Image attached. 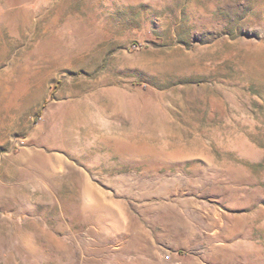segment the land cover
I'll return each mask as SVG.
<instances>
[{
	"label": "rangeland",
	"instance_id": "rangeland-1",
	"mask_svg": "<svg viewBox=\"0 0 264 264\" xmlns=\"http://www.w3.org/2000/svg\"><path fill=\"white\" fill-rule=\"evenodd\" d=\"M264 264V0H0V264Z\"/></svg>",
	"mask_w": 264,
	"mask_h": 264
},
{
	"label": "bare ground",
	"instance_id": "bare-ground-1",
	"mask_svg": "<svg viewBox=\"0 0 264 264\" xmlns=\"http://www.w3.org/2000/svg\"><path fill=\"white\" fill-rule=\"evenodd\" d=\"M84 264V263H83Z\"/></svg>",
	"mask_w": 264,
	"mask_h": 264
}]
</instances>
